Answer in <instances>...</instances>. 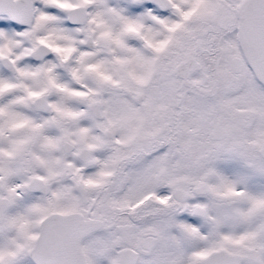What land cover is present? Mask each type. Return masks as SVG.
<instances>
[{
	"label": "snow or ice",
	"instance_id": "snow-or-ice-1",
	"mask_svg": "<svg viewBox=\"0 0 264 264\" xmlns=\"http://www.w3.org/2000/svg\"><path fill=\"white\" fill-rule=\"evenodd\" d=\"M241 77L264 0H0V264H264V129L163 143Z\"/></svg>",
	"mask_w": 264,
	"mask_h": 264
},
{
	"label": "rangeland",
	"instance_id": "rangeland-1",
	"mask_svg": "<svg viewBox=\"0 0 264 264\" xmlns=\"http://www.w3.org/2000/svg\"><path fill=\"white\" fill-rule=\"evenodd\" d=\"M211 59V58H210ZM211 60H215L212 58ZM243 87L242 84V77L233 83L231 88L225 89V92L230 94L233 98L227 101V108H228V119H225V124L231 125L229 127V131H234L232 122L235 123H245V116L250 114H257L258 109L257 105H259L263 98L259 96L256 92L252 91L251 89H246L241 91ZM251 87V86H250ZM252 89L258 91L257 87H251ZM250 96V101H245V96ZM184 97L181 96V99L177 101V105H181L182 112L179 116L180 119V128L178 134H180V140L183 141L181 143V151L178 154V157L185 161H192V158L196 152L204 147V145L209 141L207 139L209 131H211L215 121L219 117V114L213 112L215 111L210 110L208 111V105L200 108L198 111L191 113L187 112L183 105ZM244 101L249 103V106H243ZM256 107V108H255ZM172 113V112H168ZM232 116V117H231ZM260 131L257 133V135ZM191 135V139L193 140V144H185V138L188 135ZM252 147V143L250 144ZM82 250L85 254L87 260H89V264H93L92 259L90 256H93L94 253V246L88 242H85L84 246H81ZM96 259H102L101 257H96Z\"/></svg>",
	"mask_w": 264,
	"mask_h": 264
},
{
	"label": "flooded vegetation",
	"instance_id": "flooded-vegetation-1",
	"mask_svg": "<svg viewBox=\"0 0 264 264\" xmlns=\"http://www.w3.org/2000/svg\"><path fill=\"white\" fill-rule=\"evenodd\" d=\"M211 59L214 58L215 60L219 59V54L214 53L211 57ZM237 60L239 61L241 67H242V59L240 58L239 53H237ZM247 89H251L252 91L256 92L259 96L260 95V90L258 88V91L252 89L251 87H248ZM225 91V89H224ZM191 94V93H189ZM212 96V101L211 103L208 104V111L210 110H215L213 112L219 114V117L215 121V124L213 125L211 131L208 133V140L215 139V138H222V139H230V138H241L245 139L249 136H255L259 131L264 129V121L258 120L257 119V114H250L245 116V123H235V121L232 122L233 130L234 131H229V127L231 125H226L225 124V117L226 120L228 119V108H227V101L224 102H218L215 100V92L210 93ZM246 99L245 101H250V96H245ZM262 97V96H261ZM263 101H264V97ZM181 99V96H176L173 99H170L169 104V110L168 112L172 113H165L164 116L168 120V125H167V136L165 137V140L163 141L164 144H172L174 148V152L170 153L168 157L165 159H171L173 155L178 156V154L181 151V140H180V134L179 128H180V119L179 116L182 112L181 105H177V101ZM243 106L248 105L249 103L245 102ZM250 107V106H249ZM256 108V107H255ZM232 117V116H231ZM191 135H188L184 140L185 144H193V140L191 139ZM179 144V150L176 151V145ZM252 147H255V142H252ZM87 264H89V260H86Z\"/></svg>",
	"mask_w": 264,
	"mask_h": 264
},
{
	"label": "water",
	"instance_id": "water-1",
	"mask_svg": "<svg viewBox=\"0 0 264 264\" xmlns=\"http://www.w3.org/2000/svg\"><path fill=\"white\" fill-rule=\"evenodd\" d=\"M78 253H79V259H80L81 264H87L86 257H85L83 250H82V247L78 248Z\"/></svg>",
	"mask_w": 264,
	"mask_h": 264
}]
</instances>
